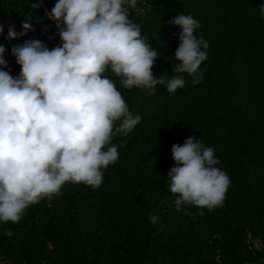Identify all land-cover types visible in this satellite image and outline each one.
I'll list each match as a JSON object with an SVG mask.
<instances>
[{
	"label": "trees",
	"instance_id": "obj_1",
	"mask_svg": "<svg viewBox=\"0 0 264 264\" xmlns=\"http://www.w3.org/2000/svg\"><path fill=\"white\" fill-rule=\"evenodd\" d=\"M33 4H39L34 8ZM264 0H136L129 19L157 51L158 77L182 76L185 87L169 93L125 88L113 80L130 112L141 116L127 136L112 143L118 162L103 170L98 189L66 182L61 195L30 205L19 223L0 222V264H264ZM54 0H0V44L13 77L20 65L13 45L38 39L52 49L62 41L46 12ZM191 15L197 38L209 43L193 86L186 73L172 69L182 28L170 23ZM30 19V20H29ZM29 22L31 31L9 39ZM119 122H117V125ZM195 136L212 147L216 167L231 184L222 207L177 211L168 192L175 166L172 146ZM203 211V215H200ZM159 218L157 224L150 216ZM11 236L5 235L7 230Z\"/></svg>",
	"mask_w": 264,
	"mask_h": 264
},
{
	"label": "clouds",
	"instance_id": "obj_2",
	"mask_svg": "<svg viewBox=\"0 0 264 264\" xmlns=\"http://www.w3.org/2000/svg\"><path fill=\"white\" fill-rule=\"evenodd\" d=\"M127 4L57 0L46 15L62 44L49 49L32 39L13 45L11 53L20 65L17 77L4 70L6 48L0 44V222L19 223L30 205L61 195L66 182L94 189L102 185L103 170L119 159L113 138L127 136L141 121L104 75L107 70L129 90L154 93L162 85L175 93L185 87L180 75L166 79L154 74L158 53L129 19ZM259 11L264 19V4ZM170 23L182 28L174 54L179 63L172 70L188 74L196 86L203 79L199 69L209 43L195 35L200 24L191 15L180 13ZM22 28L17 33L10 26L8 38L19 39L33 30L27 21ZM171 151L175 166L166 187L176 196V210L188 214L186 205L209 212L222 207L231 181L216 167L220 161L214 149L192 136ZM150 222L155 225L159 218L152 215Z\"/></svg>",
	"mask_w": 264,
	"mask_h": 264
},
{
	"label": "rangeland",
	"instance_id": "obj_3",
	"mask_svg": "<svg viewBox=\"0 0 264 264\" xmlns=\"http://www.w3.org/2000/svg\"><path fill=\"white\" fill-rule=\"evenodd\" d=\"M56 2H57V0H54V3H56ZM135 5H136V0H128V4L126 6L128 7L129 10L130 9L132 10V9H135V7H134ZM140 11H142L141 8L135 9V12H140Z\"/></svg>",
	"mask_w": 264,
	"mask_h": 264
}]
</instances>
